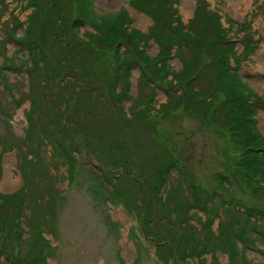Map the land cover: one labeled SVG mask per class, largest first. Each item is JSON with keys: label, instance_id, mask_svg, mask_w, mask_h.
Returning a JSON list of instances; mask_svg holds the SVG:
<instances>
[{"label": "rangeland", "instance_id": "obj_1", "mask_svg": "<svg viewBox=\"0 0 264 264\" xmlns=\"http://www.w3.org/2000/svg\"><path fill=\"white\" fill-rule=\"evenodd\" d=\"M134 1L93 0L95 20L76 24L72 28L71 38L95 44L97 33L100 32L106 38L108 26L112 27L116 21H123L125 18L128 20V29L143 36L141 39L143 45L145 42V55L159 62L158 47L148 40V30L153 22L133 6ZM168 1L174 3L172 12L179 24L178 31L171 37H179V31L182 34L189 31V21L199 9L204 21L205 18L210 21L213 16L227 29L226 38L230 37L233 41L239 39L234 43L236 74L242 85L249 90L254 103L252 119L255 131L264 144V0ZM158 3L156 9L162 5L163 0ZM70 7L73 8L72 19L77 13L74 0L70 1ZM31 10L25 0H0V69L3 68L0 70V202L13 198L23 201L20 226L25 231L29 220L38 224L36 228L40 234L37 238L39 240L41 237L42 241L39 243L46 245L43 252L44 264H178V259H169L167 249L172 244L174 251V245L179 249L192 243L189 232H193L198 239L205 232L207 236L212 234L213 237L222 221L226 224L223 231L228 233L232 230L231 223L235 220L233 213L238 207L258 210L259 215L264 216L263 203L253 200L248 186L233 172L231 165L241 153L230 141L229 131L221 128L219 120L211 123L210 119L201 121L179 108L171 111L169 98L161 91L155 92L153 101L147 108L139 104L135 98L139 94L143 95L145 89L137 87L136 81L142 76H139L136 68L131 70L129 78L132 98L124 101L122 106L130 119H133L132 115L136 111H148L151 114L149 124L144 127L146 137L139 144L142 155L147 157L155 153L156 147L158 152L162 149L170 153L188 171L196 186L207 192H217L220 196L217 201L222 207L218 217L211 218L209 209L204 214L192 209L181 212L179 205L183 197L189 195L188 185H176L171 180L165 189L168 201L163 202L165 193L161 195V200L156 198L157 201H154L150 210L152 215L146 217L137 208L140 204L137 188L145 190L146 187L144 180L138 183L142 186H136L137 169L133 170V180H125L119 185L122 196L117 199L111 196L105 183L106 172L100 171L97 163L84 154L77 155L73 165V174L76 176L71 179L68 167L52 156L55 153L40 138L39 163H36L34 144L41 135L40 123L48 121L53 111L52 106H57L56 101L60 96L58 87L62 84L60 78L65 75L63 82L70 81L68 86L71 88L77 79L71 77L72 71L67 67L52 66V70L45 76L47 83L41 79L36 93H26L28 79L24 70L32 69V65L27 54L19 51L8 39H21L24 22ZM245 36L253 41L246 43L247 48L242 46V41H246ZM36 41L43 53H52L46 36L38 34ZM175 41L178 42V38ZM175 49L173 46L171 51L175 53ZM122 50L119 49L120 52ZM168 64L174 70L180 69L176 57L169 60ZM11 68L17 69V72H11ZM64 90L67 91L66 87ZM47 93L53 96V100H44L50 99ZM217 99L218 95L214 100ZM29 101L39 103L35 113L41 116L39 122L36 121L39 129L35 128L34 122L36 139L31 142L27 138ZM221 123L225 124L226 120ZM147 141L148 144L145 143ZM141 162L139 163L143 165ZM146 176L147 174L145 178ZM179 191L183 192L182 198ZM29 207L37 215L34 213L30 217ZM7 211L11 212V204ZM148 217L151 218L150 221ZM238 217L237 214V222L240 221ZM207 218L211 224L204 228L206 223L203 227L201 221L205 222ZM182 219L185 222H181ZM29 232L35 234L34 229L27 233ZM27 233L23 235V239H28ZM257 238L254 246L243 251L238 242L235 241L233 246L229 244V253L221 252L222 246L219 247L218 242L211 238L218 250L203 254V248L199 245V254L191 257L187 254L180 264H244V256L249 264H264V241L260 236ZM177 251L174 253L179 254V250Z\"/></svg>", "mask_w": 264, "mask_h": 264}, {"label": "trees", "instance_id": "obj_2", "mask_svg": "<svg viewBox=\"0 0 264 264\" xmlns=\"http://www.w3.org/2000/svg\"><path fill=\"white\" fill-rule=\"evenodd\" d=\"M25 1L27 7L32 10L24 22L23 35L19 41L8 40L13 42L19 51L27 54L32 65V69L24 70L28 79L26 93H36L41 79L47 83L46 77L52 66L67 67L72 71L71 77L77 79L71 88L68 86L70 81L63 82L65 75L60 78L62 84L58 87L60 96L56 101L57 106H52L50 119L40 123L41 135L34 144L36 163H39L40 138L48 144L50 151L55 153L52 156L68 167L71 179L75 175L73 165L77 155L84 154L97 163L99 170L106 172L105 183L111 196L117 199L122 196L119 185L125 180H133V170L137 169L136 186H142L138 184L141 180L146 183L145 190L137 188L140 201L137 208L140 213L144 212L146 217L152 215L151 207L157 201L156 198L162 199L161 195L166 192L170 180L176 185H188V197L186 195L184 198L183 192L179 191L180 197H183L179 205L181 212L192 209L204 214V211L209 209L211 218L218 217L222 208L217 201L220 196L215 191L207 192L196 186L188 171L179 165L170 153L162 149L158 152L156 147L155 153L147 157L142 155L139 144H142L146 137L144 127L151 114L148 111H136L135 115H132L133 119H130L122 106L124 101L132 98L129 78L131 70L136 68L139 76H142L136 81L137 87H142L145 91L135 99L145 108L153 101L155 92L161 91L168 96L171 111L179 108L201 121L210 119L213 123L219 120L221 128L229 131L230 141L241 153L231 165L234 174L241 177L248 186L253 200L264 205V144L255 131L252 119L254 103L249 90L242 85L236 74L233 61L234 43L239 39L233 41L230 37L226 38L227 29H224L215 17L212 16L210 21L205 18L204 21L203 14L198 9L189 21L190 30L184 34L179 31V37H171L179 29L172 12L174 3L163 0L162 5L156 9L159 0H135L133 6L153 22L148 30V40L158 47L159 62H155L143 52V36L128 29V20L125 18L123 21H116L112 27L108 26L106 38L100 32L97 33L95 44L71 38L72 28L76 24L95 20L93 0H74L77 13L72 19V0ZM38 34L48 39L49 51H52L49 55L37 46ZM68 38L70 41H66ZM175 38H178V42ZM245 39L242 46L247 48L246 43L253 41L249 36H245ZM173 46L176 47L175 53L171 51ZM120 48L123 49L121 52ZM174 57L179 60V70L172 69L168 64ZM11 72H17V69L11 68ZM65 87L67 91L64 90ZM217 95L218 99L215 101ZM47 96L50 99H44L45 101L53 100L52 95L47 93ZM210 100H214L213 103ZM29 103L27 138H30L31 142L36 139L34 122L35 128L39 129L36 121L39 122L41 116L35 113L39 103ZM220 120H226L227 125ZM145 143L148 144V141ZM143 173L147 174L146 178ZM163 196V202L166 203L168 194ZM10 204L11 212H8ZM22 205V200L14 198L0 202V264H44L43 252L46 245L39 243L42 241L41 237L39 240L37 238L40 234L36 228L38 224L29 220L25 226L26 232L20 226ZM29 213L30 217H33L34 213L37 215L32 207H29ZM237 214L240 219L238 222ZM259 214L258 210L238 207L233 213L235 220L231 223L232 230L224 232L223 227L226 224L221 221L213 237L212 234L207 236L205 232L198 239L194 237L193 232H189L192 243L179 249L174 245V251L173 244L170 245L167 249L168 254H172H169V259L174 257L180 264L187 254L189 257L199 254V245L203 248V251L200 250L203 254H211L210 251L218 250L219 245L222 246H219L221 252L229 253L228 245L233 246L235 241L239 243L242 251L246 250L249 246H254L255 239L258 240L257 236L264 241V216ZM148 219L151 220L150 217ZM181 222H185V219ZM201 222L203 227L206 223V228L209 219ZM178 226L180 229V223ZM32 229L35 234L27 233ZM25 233L29 235L28 239L22 238ZM211 238L218 242V246L213 244ZM177 250L179 254L174 253ZM243 260L244 264H249L245 256Z\"/></svg>", "mask_w": 264, "mask_h": 264}]
</instances>
